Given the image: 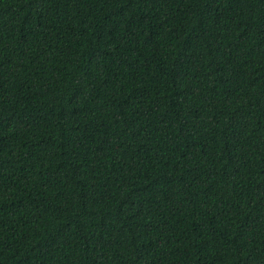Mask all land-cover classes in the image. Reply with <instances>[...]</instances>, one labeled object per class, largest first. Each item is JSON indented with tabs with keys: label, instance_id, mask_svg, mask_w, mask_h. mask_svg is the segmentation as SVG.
<instances>
[{
	"label": "trees",
	"instance_id": "16d2710c",
	"mask_svg": "<svg viewBox=\"0 0 264 264\" xmlns=\"http://www.w3.org/2000/svg\"><path fill=\"white\" fill-rule=\"evenodd\" d=\"M0 264H264V0H0Z\"/></svg>",
	"mask_w": 264,
	"mask_h": 264
}]
</instances>
